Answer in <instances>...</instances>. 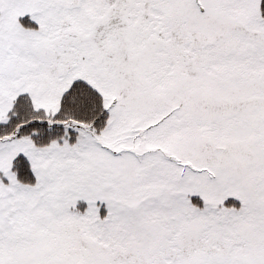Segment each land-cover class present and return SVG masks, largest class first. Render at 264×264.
Instances as JSON below:
<instances>
[{"label":"snow or ice","instance_id":"snow-or-ice-1","mask_svg":"<svg viewBox=\"0 0 264 264\" xmlns=\"http://www.w3.org/2000/svg\"><path fill=\"white\" fill-rule=\"evenodd\" d=\"M0 264H264V0H0Z\"/></svg>","mask_w":264,"mask_h":264}]
</instances>
